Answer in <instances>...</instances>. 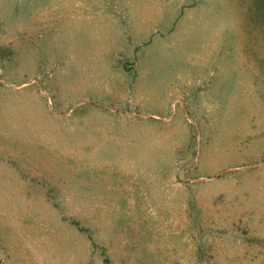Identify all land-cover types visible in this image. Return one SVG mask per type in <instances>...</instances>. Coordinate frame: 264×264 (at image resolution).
<instances>
[{
	"label": "rangeland",
	"instance_id": "obj_1",
	"mask_svg": "<svg viewBox=\"0 0 264 264\" xmlns=\"http://www.w3.org/2000/svg\"><path fill=\"white\" fill-rule=\"evenodd\" d=\"M0 264H264V0H0Z\"/></svg>",
	"mask_w": 264,
	"mask_h": 264
}]
</instances>
